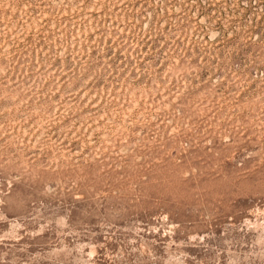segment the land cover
Wrapping results in <instances>:
<instances>
[{"label": "rangeland", "instance_id": "rangeland-1", "mask_svg": "<svg viewBox=\"0 0 264 264\" xmlns=\"http://www.w3.org/2000/svg\"><path fill=\"white\" fill-rule=\"evenodd\" d=\"M0 264H264V0H0Z\"/></svg>", "mask_w": 264, "mask_h": 264}]
</instances>
